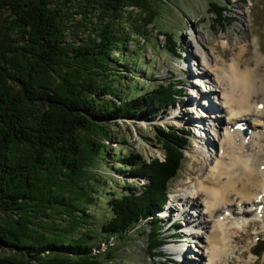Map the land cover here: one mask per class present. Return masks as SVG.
Masks as SVG:
<instances>
[{
  "label": "trees",
  "instance_id": "trees-1",
  "mask_svg": "<svg viewBox=\"0 0 264 264\" xmlns=\"http://www.w3.org/2000/svg\"><path fill=\"white\" fill-rule=\"evenodd\" d=\"M212 7L219 26L234 22L224 7ZM130 8L144 15L143 27L150 24L155 12L148 0H0V250L9 253L0 264H102V256L108 264L109 240H124L141 223L149 224V256L161 259L156 250L165 239L153 213L164 205L184 159V131L157 127L163 160L122 159L129 174L147 182L139 194L128 188L111 195L112 217L101 226L106 249H95L85 230L94 186L87 172L114 133L105 122L148 107L159 111L181 97L169 82L146 92L127 83L122 92L108 81L116 66L110 56L124 50L132 32L129 24L118 26ZM73 15L79 20L70 25ZM89 17L95 20L88 31ZM161 36L177 56L171 35ZM123 59L135 70L132 55Z\"/></svg>",
  "mask_w": 264,
  "mask_h": 264
},
{
  "label": "rangeland",
  "instance_id": "rangeland-1",
  "mask_svg": "<svg viewBox=\"0 0 264 264\" xmlns=\"http://www.w3.org/2000/svg\"><path fill=\"white\" fill-rule=\"evenodd\" d=\"M148 1L155 12L150 24L143 27L140 18L144 15H141L139 9L133 8L127 9L125 11L126 15L118 22L119 28H126L129 24L132 32L129 33L126 39L124 50L121 53L115 51L110 56L116 62V66L113 68V75L108 81L118 85L122 92H126L127 83L142 84V86L144 85L143 90L146 92L160 83L166 84L169 82L178 88L179 96L181 97L174 105L167 106L159 111L148 107L141 115H136V117L133 116L132 118L116 122H105V129L114 133L112 134L111 142L103 143L100 154L94 159L92 167L87 172L94 177V186L90 190V197L93 199V203L87 208L86 213L89 219L85 230H88L89 235L94 238V248L101 247V251L105 250L106 246L102 244L106 242V237L101 232V226L112 217L108 207L109 200L113 198L111 195L115 193L116 197L120 196L128 188L139 194L142 191V186L147 182L146 178L142 176L129 174V169L125 168L122 159L131 154L140 156L146 162L154 159L163 160V150L155 137L157 127L163 130L173 128L179 132L188 130L189 140L182 151L184 159L180 169L177 176L168 185V195L164 205L160 210L153 213V216L159 220L161 226V238L165 239L164 245L156 250L157 255L162 256L159 257L161 259H152L149 256L145 239L149 232V224L141 223L137 229L130 231L124 240H109L110 247L108 249H110L112 262L108 264H181L178 262L181 253L175 252V257L173 256V249L184 252L185 258L189 261L187 264H205L201 254L203 253L202 247L205 244L206 230L194 226L189 227L185 223L176 225V222L180 220L176 216V211L182 212L186 210L185 204L179 205L177 198H187V192L194 188L198 179L203 176L206 170L210 169L206 168L203 163L197 164V161L202 157H206L207 161L210 160V157H215L220 141L213 142V135H211L213 131L210 130V128L214 129L215 124L213 122L207 121V123H204L205 126H203L197 120L203 114L204 111L202 110H205L204 108L198 110L202 114L196 113V111L193 112L195 117L192 119V123L200 125L202 129H194L189 124H186L182 116L181 120H174L173 114H178V106L180 104H182L180 109L187 107V105L184 106V102L188 97H192L191 103L197 102L196 97L193 96V91H196L194 82H197V79L204 80L203 85L206 91H209L208 88L213 86L212 76L204 78L197 76L196 63L199 62L200 64L208 61L209 65L215 66L218 64L219 66V62L222 59L225 64L235 56V52L231 50H235L242 45H246L249 52L257 50L264 55V0H247L245 2L242 0ZM212 4L224 7L231 16H234V22L230 25L224 24V27L219 26L215 21V16L209 13V11L214 9ZM72 20L70 25L76 23L79 17L73 15ZM94 20L93 17L87 19L85 25L88 31ZM164 32L169 33L176 44L177 56H172L169 53L165 37L161 36ZM78 38L74 41L75 44H79L81 35ZM192 52H195V56L192 55ZM120 54L124 55L120 56ZM127 55H132L135 63L137 62V65H134L135 70H131V67L124 62L123 58ZM118 58L120 59L118 60ZM130 95L137 97L133 93H130ZM218 96L220 97L221 95L218 94ZM218 96L209 95V100L207 101L215 102V105H217L220 102V100L217 101ZM106 99L109 100L110 98L106 97ZM225 114L226 112L217 110V115L221 121L223 120V123L224 119L222 117ZM246 125L247 129L250 128L249 125L254 128L248 122ZM214 130H217L216 135L218 136L219 133H222L223 127H221V130ZM209 142L212 144V147H209L210 150L207 149ZM261 145H264V141H262ZM257 149L255 146L250 148L253 152ZM211 161L214 162L213 159ZM192 170L197 171V175L195 180L190 183L188 175L190 176L189 173ZM172 205L176 206V208L172 212L173 215L169 216L168 211ZM198 209L202 210V207H197V209L189 208L187 211L191 214L188 217L194 219L192 217L196 215L195 212ZM235 221L231 215L228 222L234 223ZM249 231L252 233L250 237L244 236V230L240 231L241 238L244 241L237 244V247L246 250L244 247L249 245L251 251L246 253V259L253 258L252 260L259 259L262 261L264 257V218L261 219V222L252 224ZM172 232L177 236H172ZM181 232H196L202 235V238H199V240L188 236L184 238L179 236L180 238H178V234ZM169 237L172 238L169 239ZM197 244L199 246H196ZM260 246H263V248L255 254V249ZM6 255H9V253L0 250V256ZM190 255L197 260H190L188 258ZM235 259L237 260V258ZM100 261L105 264L104 256L101 257ZM239 264L245 263L240 261Z\"/></svg>",
  "mask_w": 264,
  "mask_h": 264
},
{
  "label": "bare ground",
  "instance_id": "bare-ground-1",
  "mask_svg": "<svg viewBox=\"0 0 264 264\" xmlns=\"http://www.w3.org/2000/svg\"><path fill=\"white\" fill-rule=\"evenodd\" d=\"M231 51L235 52V56L229 61L226 60L225 64L222 59L219 66L218 64L209 65L208 61L196 63L198 77H213V86L208 88L207 92L213 96L220 94L221 96L217 99L220 102L215 105V102H208L206 96L196 95L197 102L191 103L192 97H188L184 102V106L187 105V107L180 109L182 106L180 104L178 114H173L174 120H181L182 116L185 123L194 129L200 125L205 126L204 123L207 121L215 124L214 129L221 130L223 127L222 133L218 136L216 135L217 130L210 128L213 131L211 134L213 142L220 141L215 157H210L209 161L206 157H202L197 161V164L203 163L206 168L210 169H204L206 171L198 179L195 187L187 192V198H177L179 205L185 204L186 210L176 211V216L180 218L176 225L185 223L186 226L206 230L205 244L201 254L205 264H239L240 261L245 264L264 263V257L262 261L252 260L253 258L246 259V253L251 251L249 245L244 247L246 250L237 247V244L244 241L240 231L244 230V236L250 237L252 235L249 231L250 226L261 222L264 218V145H261L264 141V133L262 134L264 132V55L257 50L249 52L246 45ZM192 55L195 56V52H192ZM203 91L202 89L201 92ZM203 108L205 109L202 110L203 114L201 113L203 117L200 115L197 119L201 123L198 126L192 123L195 117L193 112L197 113ZM217 110L226 112L222 117L224 123L219 119ZM247 122L254 128L249 125L248 137L245 138L241 132ZM247 139H249L248 142H246ZM211 145L209 142L207 149L210 150ZM253 146L258 148L254 152L250 150ZM189 174L188 181L191 183L195 180L197 171L192 170ZM197 207H202V210L198 209L195 212L196 215L192 217L194 219H190L188 216L191 213L187 210L197 209ZM174 208L176 206H170L169 216L173 215ZM231 215L236 220L234 223L228 222ZM181 233L178 234V238L179 236H182L181 238L188 236L198 240L202 238V235L196 232ZM172 251L178 252L174 249ZM188 258L197 260L192 255ZM184 259V263L187 264L189 261L187 258Z\"/></svg>",
  "mask_w": 264,
  "mask_h": 264
},
{
  "label": "water",
  "instance_id": "water-1",
  "mask_svg": "<svg viewBox=\"0 0 264 264\" xmlns=\"http://www.w3.org/2000/svg\"><path fill=\"white\" fill-rule=\"evenodd\" d=\"M262 248H263V246H260L259 248H257V249L255 250V254H257L258 251H260Z\"/></svg>",
  "mask_w": 264,
  "mask_h": 264
}]
</instances>
